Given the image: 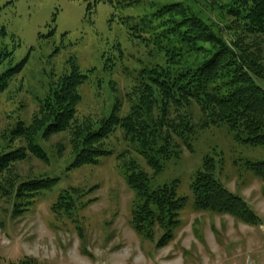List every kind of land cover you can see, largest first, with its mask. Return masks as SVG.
<instances>
[{"label": "rangeland", "instance_id": "obj_1", "mask_svg": "<svg viewBox=\"0 0 264 264\" xmlns=\"http://www.w3.org/2000/svg\"><path fill=\"white\" fill-rule=\"evenodd\" d=\"M176 3L190 4L188 0H0V53H12L0 72L22 66L0 96V154L24 145L11 138L10 130L19 121L29 124L41 101L62 77L72 74L74 66L87 76L80 87L81 118L89 116L99 124L118 103L120 116H126L136 79L162 57L153 55L125 20L151 16ZM207 5L201 0L198 7L207 14ZM211 18L219 36L234 46L241 32H229L225 23L231 20L225 21L217 10ZM255 42L264 53V40L251 43ZM255 80L264 87V81ZM193 110L198 117V108ZM39 144L49 162L29 155L15 166L12 178L59 181L38 196L28 212L18 215L12 190L4 189L6 176H0V264H21L25 259L37 264H227L247 258L264 263V180L247 169V163L264 162V147L241 143L227 125L199 132L193 152L185 150L153 180L155 189L177 181L178 196L186 199L181 225L165 248L157 247V238L142 239L131 226L135 193L127 185L119 156L129 153L125 158L138 159V155L121 129L108 141L112 155L79 169L70 168L68 134L41 139ZM208 156L215 159L222 184L247 200L263 219L261 227L197 210L192 184ZM69 188L79 189L83 196L72 215L58 216L52 206Z\"/></svg>", "mask_w": 264, "mask_h": 264}, {"label": "trees", "instance_id": "obj_2", "mask_svg": "<svg viewBox=\"0 0 264 264\" xmlns=\"http://www.w3.org/2000/svg\"><path fill=\"white\" fill-rule=\"evenodd\" d=\"M188 1L187 5H166L144 18H126L134 36L151 47L153 55L162 57L136 79L126 116H120L118 103L112 115L99 124L92 117L81 118L80 87L87 76L74 66L72 74L62 77L41 101L31 122L19 121L10 130L11 138L24 143L0 154V176H6L4 189L14 195L15 214L28 212L35 199L59 181L41 177L16 182L12 178L15 166L29 155L49 162L39 140L68 134L73 170L97 165L112 155L108 141L121 129L138 155V159L125 158L129 153L119 156L127 185L135 193L131 226L142 239L157 238V247L165 248L175 238L186 204V199L178 196L177 181L152 187L166 164L180 159L185 150L193 152L199 132L221 125H227L241 143L264 147V87L255 80L264 81V55L258 42L251 43L264 40V0H203L208 4L207 14L198 7L201 0ZM216 10L225 21L231 20L225 23L229 32H241L234 46L215 31L218 25L211 16ZM248 37L251 42H246ZM5 58H12V53H0V68ZM21 69L18 66L0 72V96ZM194 106L200 111L198 117ZM247 169L264 180V162L247 163ZM192 190L199 211L230 216L250 227L263 225L247 200L229 191L217 178L212 156L205 158ZM82 196L79 189L69 188L52 206L53 213L70 215ZM21 264L37 263L25 259Z\"/></svg>", "mask_w": 264, "mask_h": 264}, {"label": "built area", "instance_id": "obj_3", "mask_svg": "<svg viewBox=\"0 0 264 264\" xmlns=\"http://www.w3.org/2000/svg\"><path fill=\"white\" fill-rule=\"evenodd\" d=\"M227 264H264V263H258L256 261H253L250 258H247L246 260H244L242 262H234V263H227Z\"/></svg>", "mask_w": 264, "mask_h": 264}]
</instances>
